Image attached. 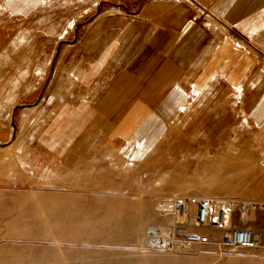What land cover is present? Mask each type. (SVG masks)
<instances>
[{
    "label": "rangeland",
    "instance_id": "1",
    "mask_svg": "<svg viewBox=\"0 0 264 264\" xmlns=\"http://www.w3.org/2000/svg\"><path fill=\"white\" fill-rule=\"evenodd\" d=\"M76 2L46 0L30 11L27 0H0V264H264L262 126H222L197 134V144L193 134H168L158 156L135 154L125 166L106 147L74 150L67 162L24 147L36 136L31 108L56 41L69 40L97 9L84 13ZM180 195L257 204L245 222L232 215L224 225L248 228L252 247L197 245L195 238L222 232L179 219L171 203ZM152 227L164 246L153 244Z\"/></svg>",
    "mask_w": 264,
    "mask_h": 264
},
{
    "label": "crops",
    "instance_id": "2",
    "mask_svg": "<svg viewBox=\"0 0 264 264\" xmlns=\"http://www.w3.org/2000/svg\"><path fill=\"white\" fill-rule=\"evenodd\" d=\"M44 1L27 0L29 10ZM76 3L97 9L50 53L28 150L67 162L106 147L125 166L158 156L168 134L197 144L222 126H262L264 137V0Z\"/></svg>",
    "mask_w": 264,
    "mask_h": 264
},
{
    "label": "built area",
    "instance_id": "3",
    "mask_svg": "<svg viewBox=\"0 0 264 264\" xmlns=\"http://www.w3.org/2000/svg\"><path fill=\"white\" fill-rule=\"evenodd\" d=\"M256 207L257 204L255 203L237 199L200 198L181 195L174 197L171 203L172 212L179 216V219H184L190 226L213 232H222L218 238L208 236L195 238L197 245L215 243L233 252L251 248L253 236L248 228L237 225L224 228L225 223L232 215L237 217V222H245L250 212L255 210ZM148 234L153 238L154 245L164 246L165 243L158 236L160 235L159 228H150Z\"/></svg>",
    "mask_w": 264,
    "mask_h": 264
},
{
    "label": "water",
    "instance_id": "4",
    "mask_svg": "<svg viewBox=\"0 0 264 264\" xmlns=\"http://www.w3.org/2000/svg\"><path fill=\"white\" fill-rule=\"evenodd\" d=\"M79 26L77 25L76 28H78Z\"/></svg>",
    "mask_w": 264,
    "mask_h": 264
},
{
    "label": "bare ground",
    "instance_id": "5",
    "mask_svg": "<svg viewBox=\"0 0 264 264\" xmlns=\"http://www.w3.org/2000/svg\"><path fill=\"white\" fill-rule=\"evenodd\" d=\"M221 208V207H220ZM224 208L226 209V207L224 206Z\"/></svg>",
    "mask_w": 264,
    "mask_h": 264
}]
</instances>
